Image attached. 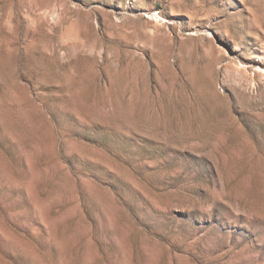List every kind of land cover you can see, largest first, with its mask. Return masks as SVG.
Segmentation results:
<instances>
[{"label":"rangeland","instance_id":"1","mask_svg":"<svg viewBox=\"0 0 264 264\" xmlns=\"http://www.w3.org/2000/svg\"><path fill=\"white\" fill-rule=\"evenodd\" d=\"M0 264H264V0H0Z\"/></svg>","mask_w":264,"mask_h":264}]
</instances>
